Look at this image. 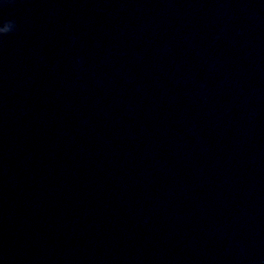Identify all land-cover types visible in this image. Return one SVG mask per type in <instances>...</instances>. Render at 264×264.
Segmentation results:
<instances>
[{
  "label": "water",
  "instance_id": "obj_1",
  "mask_svg": "<svg viewBox=\"0 0 264 264\" xmlns=\"http://www.w3.org/2000/svg\"><path fill=\"white\" fill-rule=\"evenodd\" d=\"M8 20L0 264H264V0H12Z\"/></svg>",
  "mask_w": 264,
  "mask_h": 264
},
{
  "label": "clouds",
  "instance_id": "obj_2",
  "mask_svg": "<svg viewBox=\"0 0 264 264\" xmlns=\"http://www.w3.org/2000/svg\"><path fill=\"white\" fill-rule=\"evenodd\" d=\"M12 0H0V7L10 4ZM15 30V21L0 22V37L12 33Z\"/></svg>",
  "mask_w": 264,
  "mask_h": 264
}]
</instances>
